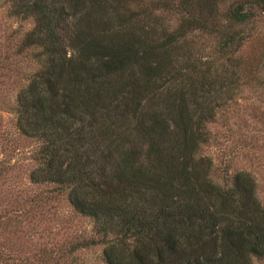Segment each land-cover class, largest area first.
<instances>
[{
    "label": "trees",
    "instance_id": "obj_1",
    "mask_svg": "<svg viewBox=\"0 0 264 264\" xmlns=\"http://www.w3.org/2000/svg\"><path fill=\"white\" fill-rule=\"evenodd\" d=\"M0 1L8 19L31 24L0 42V86L17 85L14 137L35 145L29 187L53 189L32 199L10 189L17 164L2 143L0 264H60L98 244L105 264L264 258L255 175L221 182L202 153L236 101L253 37L244 32L264 17V0ZM203 38L215 41L209 54ZM2 50L35 69L15 74ZM62 195L98 240L22 259L11 240Z\"/></svg>",
    "mask_w": 264,
    "mask_h": 264
},
{
    "label": "rangeland",
    "instance_id": "obj_2",
    "mask_svg": "<svg viewBox=\"0 0 264 264\" xmlns=\"http://www.w3.org/2000/svg\"><path fill=\"white\" fill-rule=\"evenodd\" d=\"M3 10L0 1V42H3L4 36L10 35L20 26H23L24 31L31 29L30 23L21 24L8 19ZM248 34H253V37L241 51L239 72L242 86L236 92V101L210 126L211 140L203 147L202 153L212 158L214 176L221 182L229 180L240 170L252 172L264 201V17L255 29L245 30L244 35ZM201 43L208 49L206 54L211 53L215 47V41L207 38H203ZM13 51L7 53V50H2L4 55L7 53V56L11 57L8 67L15 70V74H30L35 69L34 62L13 58ZM4 84L0 86V159L3 143L7 153L13 156L14 164H17L11 174L10 189L17 187L25 192L26 198L31 199L38 194L46 196L53 190L52 186L31 188L28 185L27 177L34 165L30 160L31 151L35 145L30 140L18 141L14 137L16 127L12 107L17 85H12L5 79ZM233 88L237 89V86L234 85ZM6 99L12 102L4 103ZM28 223L29 226L26 225L23 232L11 240L10 245L22 259L32 260L43 248L57 252L62 246L63 252H66V249L75 247L77 243L98 240L93 231V222L76 214L65 195L49 202L47 207L37 213L33 220H28ZM18 237L20 239H17ZM103 250V244L90 245L81 248L69 259L59 260V263L105 264ZM254 264H264V258L255 260Z\"/></svg>",
    "mask_w": 264,
    "mask_h": 264
}]
</instances>
